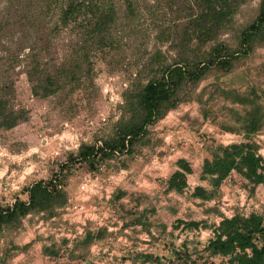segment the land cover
Returning a JSON list of instances; mask_svg holds the SVG:
<instances>
[{
	"label": "rangeland",
	"instance_id": "374dc122",
	"mask_svg": "<svg viewBox=\"0 0 264 264\" xmlns=\"http://www.w3.org/2000/svg\"><path fill=\"white\" fill-rule=\"evenodd\" d=\"M132 2L133 13L122 6L121 19L111 27L112 46L92 53L78 80L43 98L32 93L26 70L35 64L41 70L51 69L66 60L75 49L77 30H56L54 21L43 13L41 0H0V77L14 81L13 93L6 98L8 110L23 111L26 116L14 128L0 131V203H11L16 196L26 199L24 185L49 177L66 154L76 150V142L93 144L111 135L116 122L129 116L126 94L156 72L157 66L151 62L154 52L165 56L164 63L183 53L191 55L197 43L194 17L200 11V0ZM259 2L242 3L202 50L219 42L235 49L241 30L256 17ZM187 37L190 41L186 40L183 50L181 41ZM231 89L257 91L264 114V43L257 44L247 57L235 60L230 71L211 69L196 85L185 86L183 100L148 127L132 155L116 156L105 163L102 185L112 191V200L104 203L102 198L101 205H114L119 220L125 218L129 226L105 229L91 251L81 248L74 253L71 264H142L130 258L135 251L173 261L185 239L193 257L201 253L211 231L203 227L173 230L176 220L216 224L219 213L232 214L230 209L247 201L254 191L238 173L226 178L211 200L192 197V184L180 193L167 191L166 181L177 169L179 158L199 163L211 156L216 145L244 139L240 130L248 106L226 99L223 91ZM259 135L263 136H255L254 141L264 147V132ZM199 140L203 147L196 145ZM83 172L79 165L65 172V188L72 201ZM201 186L209 188L205 181ZM119 192L126 194L120 198L123 204L116 197ZM65 218L63 208L56 221L34 213L19 227L4 229L0 233V264H51L44 258L43 247L54 243L63 248V239H67L63 226L68 227ZM57 221L61 231L52 223ZM212 261L228 264L221 255H213Z\"/></svg>",
	"mask_w": 264,
	"mask_h": 264
},
{
	"label": "trees",
	"instance_id": "16d2710c",
	"mask_svg": "<svg viewBox=\"0 0 264 264\" xmlns=\"http://www.w3.org/2000/svg\"><path fill=\"white\" fill-rule=\"evenodd\" d=\"M41 1L43 13L47 19L54 21L56 30L71 28L77 30L78 34L73 54L66 60L53 65L51 69L43 67L41 70L35 64L26 70L32 93L44 98L78 80V73L84 65L90 63L92 53L112 46L111 27L116 19H121V7L125 6L127 13H133L134 5L132 0ZM245 1L200 0V11L194 17L197 43L191 49V55L183 53L178 59L164 63L165 56L154 52L151 62L157 66L156 72L125 96L129 116H123L116 122L111 135L93 144L82 143L75 151L68 152L58 163V169L49 177L24 185L22 191L26 199L16 196L11 203H0V233L4 229L19 227L30 214L43 213L46 219L56 217L58 210L68 202L65 172H69L75 165L81 166L86 172H99L100 166L110 159L123 154L132 155L146 136L148 127L183 100L181 93L185 86L196 85L211 69L230 71L235 60L247 57L257 44L264 43V0H260L256 17L241 30L235 49L219 42L208 51L202 50L231 21L238 7ZM186 40L190 41L189 37L181 41L183 50L187 48ZM13 90L14 81L9 77H0V131L10 130L26 120L23 111L7 108L6 98ZM223 94L233 103L248 106L240 130L244 139L228 145L218 144L212 149L211 158L204 159L200 179L205 180L209 188L197 185L191 193L192 197L202 200L214 198L223 181L233 172L244 178L251 190L264 183V157L258 153L259 145L253 140L263 125V108L258 102L261 96L253 89L247 93L231 89L223 91ZM176 165L177 169L166 181V189L180 193L187 187V175L192 172V167L184 158H179ZM123 195V192H119L116 197L120 199ZM200 227L208 228L211 237L197 257H193L187 245L188 240L185 239L176 250L173 261L164 262L143 251H135L130 258L142 264H215L212 256L221 255L227 258L228 264H264L263 214L250 212L244 215L236 212L230 217L221 215L217 224L178 219L172 226L173 230H197ZM104 233L105 229L95 233L87 229L84 235L71 241L63 239V250L51 244L44 246L43 252L50 257L63 258L56 264H71L77 250L82 248L84 252L88 251L90 245Z\"/></svg>",
	"mask_w": 264,
	"mask_h": 264
},
{
	"label": "built area",
	"instance_id": "2783aa9c",
	"mask_svg": "<svg viewBox=\"0 0 264 264\" xmlns=\"http://www.w3.org/2000/svg\"><path fill=\"white\" fill-rule=\"evenodd\" d=\"M80 145L81 143L78 141L73 145V148L78 149ZM196 145L203 147L204 142L199 140L196 142ZM258 153L264 157V147H259ZM104 169L105 164L100 166L99 172L84 171L80 177L77 189L78 193L84 196L85 199L72 201L68 198V202L63 208L68 223V228L64 229L66 230L64 236L70 241L75 237L84 235L89 223L93 224L92 229H99L100 227L106 228L107 231L117 229L114 222L118 223L119 218L115 206L112 204L102 206L97 202L102 198L106 201L111 199L112 191L109 193L107 188L102 185L101 173ZM230 176L231 174L227 178L229 179ZM92 193L95 195L93 196ZM92 197L93 199L96 197L98 200H89Z\"/></svg>",
	"mask_w": 264,
	"mask_h": 264
},
{
	"label": "crops",
	"instance_id": "0c3cea01",
	"mask_svg": "<svg viewBox=\"0 0 264 264\" xmlns=\"http://www.w3.org/2000/svg\"><path fill=\"white\" fill-rule=\"evenodd\" d=\"M261 132H264V117H263V125L261 127V129L253 136V140H255V136H259V137H262L263 135H259ZM259 143V142H258ZM184 158L190 162L191 164V167H192V172L190 174L187 175V186L189 184H192L193 186H196V185H202V182L205 181V180H201L200 179V171H201V166H202V163L204 161V159H200V162L199 163H194L192 164L191 163V160L188 159L187 157L184 156ZM206 158H211V156L207 155L205 157ZM197 168V169H194V168ZM232 176H235V172L231 173ZM170 176L168 175L167 178H169ZM245 180V179H244ZM225 181V180H224ZM206 182V181H205ZM194 188V187H193ZM78 190V189H77ZM193 190V189H192ZM253 195L248 197L247 201H245L244 203L243 202H239V203H236V205L232 208V210L230 209V211H232V214H227V213H219L218 214V218L219 220L221 219V215L223 216H226V217H230L232 216L234 213L236 212H239L241 214H244V215H247L249 214L250 212H257V213H260V214H263L264 215V183H261V184H258L256 185L254 188H253ZM126 195V194H125ZM124 195V196H125ZM123 196V197H124ZM81 199H85L84 196H81L79 193H77V197H75L73 200H81ZM92 198H89V200H91ZM122 199V198H121ZM121 199H119V204L121 202ZM93 200H98L96 199V197L93 199ZM112 198L108 201H102L101 199H99L98 204L101 205L103 202L104 203H109V201L111 202ZM124 200V199H123ZM122 203V202H121ZM123 204V203H122ZM239 205V206H238ZM103 206V205H102ZM124 206V205H123ZM125 208V207H124ZM227 212V211H225ZM66 217V216H65ZM57 218L56 217H52L50 218L48 221H56L55 219ZM64 220H67L66 218ZM219 221H217L218 223ZM54 225H59L61 223H59L58 221L57 222H52ZM216 223V224H217ZM47 224V222H46ZM115 226H117V229L118 228H121V229H124L129 226L126 222V219L123 218V220H119L118 223L114 222ZM92 226L93 224L92 223H89V226H88V230H90L92 233L93 232H96L97 230L99 229H106L104 227H100L99 229H92ZM62 226L60 227H57L58 231H61V228ZM56 227H54L55 229ZM66 227L63 226V229H65ZM68 228V227H67ZM51 244H54V243H51ZM49 244V245H51ZM97 245V243L93 242L91 245H90V251H91V248L94 246V245ZM49 245H46V246H49ZM67 246H69V243L67 244ZM71 246V245H70ZM63 250V249H62ZM61 250V252H62ZM44 258L46 259H49L51 264H56V262L58 261H62L63 258H57V257H50L49 255L45 254L44 255ZM225 258V257H224ZM227 260V258H226Z\"/></svg>",
	"mask_w": 264,
	"mask_h": 264
}]
</instances>
